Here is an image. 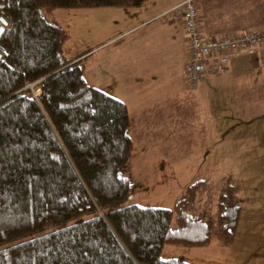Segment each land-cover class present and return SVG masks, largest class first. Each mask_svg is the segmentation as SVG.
Instances as JSON below:
<instances>
[{"label": "trees", "instance_id": "trees-1", "mask_svg": "<svg viewBox=\"0 0 264 264\" xmlns=\"http://www.w3.org/2000/svg\"><path fill=\"white\" fill-rule=\"evenodd\" d=\"M141 1L0 0V264H197L164 244L231 241L240 205L229 172L215 201L207 177L170 207L127 201L126 105L86 82L77 53L61 54L66 31L44 14Z\"/></svg>", "mask_w": 264, "mask_h": 264}, {"label": "crops", "instance_id": "crops-1", "mask_svg": "<svg viewBox=\"0 0 264 264\" xmlns=\"http://www.w3.org/2000/svg\"><path fill=\"white\" fill-rule=\"evenodd\" d=\"M178 1L83 7L79 14V27L89 40L77 53L85 80L125 103L134 164L151 170L152 177L164 172L170 162L163 154L157 156L160 152L187 150L199 142V147H205L193 160L199 164L217 147L220 133L238 138L264 133V43L235 52L224 71L206 74L187 86L182 22L158 16ZM196 2L204 32L218 36L264 25V0ZM186 176L176 185V194L163 199L174 200L197 177ZM133 182L129 198L135 190L148 188L146 182Z\"/></svg>", "mask_w": 264, "mask_h": 264}, {"label": "rangeland", "instance_id": "rangeland-1", "mask_svg": "<svg viewBox=\"0 0 264 264\" xmlns=\"http://www.w3.org/2000/svg\"><path fill=\"white\" fill-rule=\"evenodd\" d=\"M83 10V7L60 6L44 12L47 18H54L67 33V38L61 45L63 56L80 52L84 44L89 42L86 33L79 27V14ZM260 26L264 27V25L257 27ZM25 86L30 91L35 92L37 89L36 93L39 92V88L33 83H27ZM236 121H239L238 117ZM220 135L222 138L217 147L210 149L205 155V160L199 164L194 162L197 154L205 152L203 150L205 147L198 146L199 142L186 148L189 151L178 149L174 152L158 153L157 156L163 154L162 157L168 158L170 162L164 172L153 177L151 170L139 168L136 163L134 164L131 153V178L138 183L146 182L148 188L144 192L135 190L134 195L127 201L170 207L174 200L163 199V196L168 194L170 197L176 194L178 187L176 185L180 184L186 175L211 179V197L215 201L220 177L229 172L238 184L237 196L240 205L231 241L221 244L217 237L213 236L207 245L199 247L166 243L163 252L181 255L184 260L197 264H264V133L261 131L255 137L249 134L246 138L241 136L238 138L235 135L223 136L222 133ZM183 157L187 160L184 161ZM251 164L255 167L249 166ZM161 198L163 200H160Z\"/></svg>", "mask_w": 264, "mask_h": 264}, {"label": "built area", "instance_id": "built-area-1", "mask_svg": "<svg viewBox=\"0 0 264 264\" xmlns=\"http://www.w3.org/2000/svg\"><path fill=\"white\" fill-rule=\"evenodd\" d=\"M158 16L169 20L180 19L182 22L185 43L182 70L187 86H194L206 74L224 71L235 52L264 43L262 26L241 28L218 36L204 32L196 0H180Z\"/></svg>", "mask_w": 264, "mask_h": 264}, {"label": "water", "instance_id": "water-1", "mask_svg": "<svg viewBox=\"0 0 264 264\" xmlns=\"http://www.w3.org/2000/svg\"><path fill=\"white\" fill-rule=\"evenodd\" d=\"M6 21L0 16V32L3 29V26L5 25ZM131 194L128 195V197H130Z\"/></svg>", "mask_w": 264, "mask_h": 264}]
</instances>
